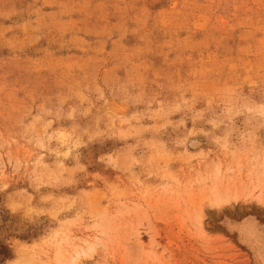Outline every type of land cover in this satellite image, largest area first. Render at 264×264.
<instances>
[{"label":"rangeland","instance_id":"1","mask_svg":"<svg viewBox=\"0 0 264 264\" xmlns=\"http://www.w3.org/2000/svg\"><path fill=\"white\" fill-rule=\"evenodd\" d=\"M0 263L264 264V0H0Z\"/></svg>","mask_w":264,"mask_h":264},{"label":"bare ground","instance_id":"2","mask_svg":"<svg viewBox=\"0 0 264 264\" xmlns=\"http://www.w3.org/2000/svg\"><path fill=\"white\" fill-rule=\"evenodd\" d=\"M227 201H229L227 198L226 199H222V200H218L217 201V205H222L223 203H226Z\"/></svg>","mask_w":264,"mask_h":264},{"label":"trees","instance_id":"3","mask_svg":"<svg viewBox=\"0 0 264 264\" xmlns=\"http://www.w3.org/2000/svg\"><path fill=\"white\" fill-rule=\"evenodd\" d=\"M8 257H9V255H8V254H6V255H5V258H8ZM0 264H1V263H0Z\"/></svg>","mask_w":264,"mask_h":264}]
</instances>
